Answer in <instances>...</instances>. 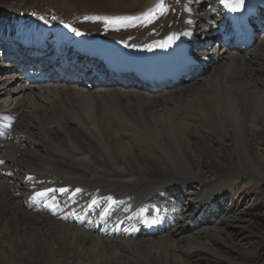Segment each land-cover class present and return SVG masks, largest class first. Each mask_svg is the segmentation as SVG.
Segmentation results:
<instances>
[{
    "label": "bare ground",
    "instance_id": "1",
    "mask_svg": "<svg viewBox=\"0 0 264 264\" xmlns=\"http://www.w3.org/2000/svg\"><path fill=\"white\" fill-rule=\"evenodd\" d=\"M191 1L0 12V264H251L227 238L264 177V0Z\"/></svg>",
    "mask_w": 264,
    "mask_h": 264
},
{
    "label": "rangeland",
    "instance_id": "2",
    "mask_svg": "<svg viewBox=\"0 0 264 264\" xmlns=\"http://www.w3.org/2000/svg\"><path fill=\"white\" fill-rule=\"evenodd\" d=\"M77 1H79L81 7L80 9L78 8L79 10H67L63 0H5L2 4H0V12L1 14L5 12L11 15H17L20 13L26 15L35 8L38 13H47L48 9H53L55 7L57 8L56 10L65 16L64 19H68L67 21H69L71 17L83 20L91 13H97L95 10H92L93 5H95L94 2L97 0ZM195 2H198V0H192L191 4ZM199 4L200 3L197 5ZM96 5H98V13L102 14L104 12L102 11L104 7H100L102 5L99 4ZM107 14L109 17H113L117 15V12H109ZM102 29L109 31V27L107 25H104ZM260 32L261 31H258L257 33ZM151 33L152 32H150V34ZM205 46L208 47L209 45L206 44ZM259 137L260 139L262 138L261 143L263 144H261V147L264 148V131L259 132ZM214 144L217 145V142H214ZM202 163L204 169L205 166H207V163H210L211 165L207 166L205 170H208L207 174H214L216 167L209 161L208 158L205 157L202 159ZM250 178L252 179L251 181L248 182L246 178L245 182L241 177H239V179H237L231 187L230 196L232 195L237 199L241 198L245 207L244 210H241L238 214L239 222L232 228L230 233L231 238H227V241H233L234 243L240 245L245 251L254 253L255 255L250 258L251 260H249L251 264H264V177L258 173L257 176ZM215 243L228 255L238 259L244 258L241 253H238L226 244L221 242ZM187 261L189 264H233L227 259L217 257L207 252H196L193 255L188 256ZM18 264H22V262H19Z\"/></svg>",
    "mask_w": 264,
    "mask_h": 264
},
{
    "label": "snow or ice",
    "instance_id": "3",
    "mask_svg": "<svg viewBox=\"0 0 264 264\" xmlns=\"http://www.w3.org/2000/svg\"><path fill=\"white\" fill-rule=\"evenodd\" d=\"M222 3H224L225 7L229 8L231 11H236L239 9V7L241 6V4L243 3V0H222ZM161 10H166L163 9V6L161 5ZM145 17L147 19V21L150 23L152 21V19L155 18V13H147L145 14ZM86 19H89V17H86ZM91 19H103V20H107V17H91ZM123 19H134V18H129V17H125ZM72 31H76V29H72ZM172 40V37L169 36L168 37V42L170 43ZM163 46V45H161ZM2 163V162H0ZM28 179H31V177H28ZM44 193H38L37 195H43Z\"/></svg>",
    "mask_w": 264,
    "mask_h": 264
}]
</instances>
